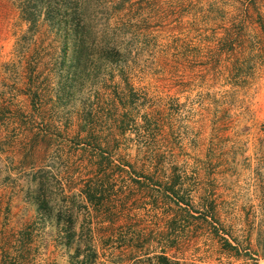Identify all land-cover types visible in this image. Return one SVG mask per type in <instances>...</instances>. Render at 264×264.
Listing matches in <instances>:
<instances>
[{
  "label": "rangeland",
  "instance_id": "1",
  "mask_svg": "<svg viewBox=\"0 0 264 264\" xmlns=\"http://www.w3.org/2000/svg\"><path fill=\"white\" fill-rule=\"evenodd\" d=\"M0 264H264V0H0Z\"/></svg>",
  "mask_w": 264,
  "mask_h": 264
}]
</instances>
